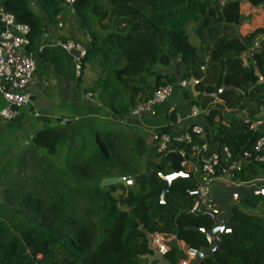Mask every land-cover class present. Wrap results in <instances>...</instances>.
I'll list each match as a JSON object with an SVG mask.
<instances>
[{
  "label": "trees",
  "instance_id": "1",
  "mask_svg": "<svg viewBox=\"0 0 264 264\" xmlns=\"http://www.w3.org/2000/svg\"><path fill=\"white\" fill-rule=\"evenodd\" d=\"M242 3L258 7L264 0H225L222 6L216 0L75 1L79 26L90 40L82 67L100 69L86 89L99 114L58 120L56 130L28 137L42 157L28 152L26 159V151L12 165L0 166V264H33L37 255L48 264H149L146 234L174 239L165 255L170 264L188 258L177 242L192 250L207 246L202 234L187 230L213 228L209 217L189 213L193 199L188 192L199 186L192 176L172 182L175 197L166 196V204H158L164 183L156 178L150 185L140 183L137 194L101 184L110 178L137 181L152 173H170L155 143L129 122L131 112L150 99L154 89L177 78L198 81L197 97L190 88L182 96L202 108L208 142L226 147L231 159L251 152L264 136V129L254 133L234 116L227 118L229 112H246L253 119L264 115V85L255 74L264 78V46L253 54L254 64L243 67L239 60L264 36V29L238 35L245 21ZM4 9L30 27L33 44L41 22L25 7ZM188 26H195L197 46L189 40ZM171 61L172 73H154L169 68ZM222 85L228 89L219 92ZM60 148L65 156L57 166L50 157ZM176 148L187 153L190 149L182 144ZM28 160L27 174L22 169ZM262 176L263 166L248 165L237 180L259 187L253 182ZM243 203L233 209V227L223 236L221 248L200 264H264V198L249 197ZM250 210H258V215Z\"/></svg>",
  "mask_w": 264,
  "mask_h": 264
},
{
  "label": "built area",
  "instance_id": "2",
  "mask_svg": "<svg viewBox=\"0 0 264 264\" xmlns=\"http://www.w3.org/2000/svg\"><path fill=\"white\" fill-rule=\"evenodd\" d=\"M62 1L65 7L73 8L76 0ZM216 1L221 6L225 4V0ZM253 8L264 16V4ZM30 33L31 30L27 24L16 21L12 13L0 8V101L3 104L0 108V121L3 123L15 120L26 110L32 112V98L28 87L35 73L36 62L27 51L30 45ZM263 46L264 36L254 40L249 48L239 55L241 65L248 67L250 63L254 64L252 56ZM61 48L71 55L76 76L80 77L87 47L76 41H66L61 44ZM189 88L188 82L177 78L173 84L154 89L152 97L131 112L130 120L140 121L144 116L145 119L153 116L155 111L173 98L175 93L182 96ZM233 114L235 118L247 124L249 130L254 133L264 129L262 116L253 119L246 112ZM31 117L40 118L36 112H32ZM166 117L170 119V129L182 127L184 130L181 133H169L167 130L162 131L165 128H153L150 137L152 143H155L157 153L164 157L171 153L177 154L181 159L179 167L185 174L192 177L197 173L202 175V184L188 192V196L193 199L190 214H200L199 207L204 203L201 195L203 188L218 181L231 187H248L238 182V173L248 165L257 164L264 167V136L256 141L251 152L244 153L233 160L226 147L218 145L216 148L210 147L207 137L209 132L205 127L197 124L202 117L199 107L189 104L182 111L171 107L166 110ZM177 144L189 145V153L184 149H177ZM201 214L209 217L213 225H216L215 215L208 211ZM188 258L190 260L189 256ZM32 263L48 264V261L42 255H37L32 259Z\"/></svg>",
  "mask_w": 264,
  "mask_h": 264
},
{
  "label": "crops",
  "instance_id": "3",
  "mask_svg": "<svg viewBox=\"0 0 264 264\" xmlns=\"http://www.w3.org/2000/svg\"><path fill=\"white\" fill-rule=\"evenodd\" d=\"M5 5L25 7L42 24V30L27 50L36 62L35 73L28 87L32 98L31 111L38 113L40 118L34 120L31 117L32 112L26 110L12 123L0 121V135L12 134L15 137L27 134L33 139L43 131L56 130L58 120L62 123L66 120L75 121L83 116L98 115L99 111L92 106V100L87 97L90 94L83 87L81 76H76L71 55L61 48V44L66 41H76L88 48L89 37L80 28L74 9L65 7L62 0H0V8H4ZM240 14L245 19L237 28L241 37L257 29H264V16L257 13L248 3L240 5ZM173 67L174 61H171L169 68L160 73H172ZM189 104L183 96L175 93L173 98L158 108L153 116L146 119L144 116L142 120H132L129 124L144 134L145 131L156 127L165 128L169 133H181L184 130L182 127L170 129V119L166 117V110L175 107L182 111ZM61 110L65 112L61 113ZM231 116L234 114L229 112L227 118ZM51 124L53 126H50ZM197 124L206 127L203 117H200ZM209 144L212 148L217 147L216 143Z\"/></svg>",
  "mask_w": 264,
  "mask_h": 264
},
{
  "label": "water",
  "instance_id": "4",
  "mask_svg": "<svg viewBox=\"0 0 264 264\" xmlns=\"http://www.w3.org/2000/svg\"><path fill=\"white\" fill-rule=\"evenodd\" d=\"M202 71L204 72L205 68H203ZM225 74L226 71L224 72V76ZM255 74L258 78V84L264 85V78L261 77L257 71L255 72ZM197 83L198 81L195 79H191L189 81L190 90L194 97L198 96V93L195 89ZM226 89L228 88L225 85H222L219 92H222ZM96 103L98 102L96 101ZM199 111L203 113L201 107H199ZM164 160L166 163H168L170 168V173L168 175L152 173L148 177V179L137 181L133 179L125 180L120 178H110L104 180L102 182V186L120 185L124 188H128L140 183L150 185L153 179L156 178L164 183L161 193L157 197L158 204H166V196L175 197L171 194L172 182L176 179L191 180L192 177L188 174H185L179 167L181 159L177 154H167L164 157ZM201 195L204 198V203L200 205L199 213L201 214L203 212L208 211L215 215L216 225L213 226V228L211 229H204L198 227L187 228V230H194L199 232L205 237L207 241V246L199 250H192L188 247H185V253L191 258L189 264H200L206 258L212 259L214 252L221 248L223 236L231 232V229L233 227L231 219L234 207L243 206V200L249 197L264 198V189H258L255 186L231 187L218 181L209 187L203 188L201 191ZM146 238L148 242V249L151 252V255L147 257L149 259V262L151 264H170L165 258V255L168 250H165L161 246H159L160 249L158 250L155 246L152 245V239L150 238V236L146 234Z\"/></svg>",
  "mask_w": 264,
  "mask_h": 264
},
{
  "label": "rangeland",
  "instance_id": "5",
  "mask_svg": "<svg viewBox=\"0 0 264 264\" xmlns=\"http://www.w3.org/2000/svg\"><path fill=\"white\" fill-rule=\"evenodd\" d=\"M186 33L189 36L190 42L192 44L196 45L197 39L195 36V26H188L186 28ZM165 70L166 69L156 68V70H154V73L156 71H157V73H160V71H165ZM99 74H100V69L98 67L93 68L89 65L84 64L82 69H81V74H80V76H81L80 80H81L83 87H85L86 89H89L90 87H92L94 81L97 79ZM153 78L154 77L152 76L149 79L151 84L153 82ZM87 97L89 99L90 95H88ZM63 112H65V111L61 110V113H63ZM19 117H17L15 120H13L9 123H12V122L18 120ZM34 120H36V119H34ZM50 126H53V124H51ZM151 131L152 130H149V131L147 130V131H145V134L150 137ZM150 141L152 142L151 137H150ZM26 151H27L26 159H30L28 152L30 155H32V156L34 155L36 157H42L44 155V153L41 152L39 149H37L34 144H31V142H29L27 134H20V135H17L15 137L12 136V134H5V135L1 134L0 135V166L3 163H7V162H11V165H12V162L15 160V158H17L18 156H20L22 153H24ZM64 156H65V150L60 148L58 150V155L55 157H50V159H52L53 161L55 160V163L57 166H61ZM28 161L29 162H27L28 165H26V168H25V166H23V169H22V171H25L27 174H28V169L30 168V164H31V161L30 160H28ZM193 179L198 185L202 184V175L201 174H198V173L194 174ZM125 180H129V179H125ZM253 183L256 184V186L258 184L259 187H256V188L264 189V176L256 179ZM101 187H103L102 184H101ZM128 188L134 194H137L141 191V186L139 184H135V185L128 187ZM119 193L120 192L115 193L114 197H117ZM244 210L246 212H249L246 209H244ZM258 210H250V213L258 215ZM150 238L152 239V245L155 246L158 250L160 249L159 246L163 247L165 250H168L169 249V247H168L169 242L174 240L173 238L167 239L163 235H153V236H150ZM176 244L179 246L180 249H182L183 251L185 250L186 246L183 243L177 242ZM147 261L149 264H151L149 262L148 258H147ZM182 263L189 264L188 260L185 262H182ZM152 264H154V263H152Z\"/></svg>",
  "mask_w": 264,
  "mask_h": 264
},
{
  "label": "flooded vegetation",
  "instance_id": "6",
  "mask_svg": "<svg viewBox=\"0 0 264 264\" xmlns=\"http://www.w3.org/2000/svg\"><path fill=\"white\" fill-rule=\"evenodd\" d=\"M197 215H202V214H196L195 216H197ZM203 216H205V215H203ZM214 226V225H213ZM169 250V249H168ZM187 260H188V263L191 261V258H190V260H189V258H187ZM186 260V261H187ZM183 262H185V261H183ZM182 263V262H181Z\"/></svg>",
  "mask_w": 264,
  "mask_h": 264
},
{
  "label": "clouds",
  "instance_id": "7",
  "mask_svg": "<svg viewBox=\"0 0 264 264\" xmlns=\"http://www.w3.org/2000/svg\"><path fill=\"white\" fill-rule=\"evenodd\" d=\"M203 114V113H202Z\"/></svg>",
  "mask_w": 264,
  "mask_h": 264
}]
</instances>
